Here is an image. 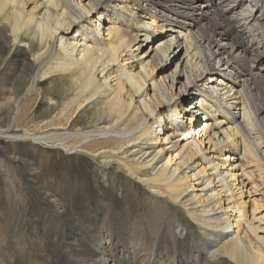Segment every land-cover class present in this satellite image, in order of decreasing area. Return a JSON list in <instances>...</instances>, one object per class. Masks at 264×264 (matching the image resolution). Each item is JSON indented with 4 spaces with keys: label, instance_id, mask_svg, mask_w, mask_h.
Instances as JSON below:
<instances>
[{
    "label": "bare ground",
    "instance_id": "6f19581e",
    "mask_svg": "<svg viewBox=\"0 0 264 264\" xmlns=\"http://www.w3.org/2000/svg\"><path fill=\"white\" fill-rule=\"evenodd\" d=\"M95 15L111 20L110 26L100 28L101 19L94 25ZM187 42L196 68L187 63L180 74L171 73L163 65L167 55ZM14 47L24 56L15 82L2 80L0 140L88 155L106 181L116 170L149 192H140L149 199L141 210L139 199L129 201L134 208L120 231L107 214L102 235L92 237L99 238L93 240L96 256L72 255L73 264H264V236L253 220L258 205L249 216L235 171L237 162L252 166L251 178L264 184V0H0V70ZM181 73L187 83L173 92ZM224 82L235 91L233 108L217 96ZM44 96L47 105L33 111ZM213 98L222 118L206 103ZM241 104L260 137L256 150L237 111ZM54 168L53 191L44 192L59 211L63 199L70 202L81 191L90 196L72 166L64 173ZM177 206L193 224L177 218ZM186 240L188 251L181 246Z\"/></svg>",
    "mask_w": 264,
    "mask_h": 264
},
{
    "label": "rangeland",
    "instance_id": "374dc122",
    "mask_svg": "<svg viewBox=\"0 0 264 264\" xmlns=\"http://www.w3.org/2000/svg\"><path fill=\"white\" fill-rule=\"evenodd\" d=\"M103 17L105 18V16ZM92 19L95 21L94 25L99 26V19H101L99 15L93 16ZM143 20L148 24L151 22L148 18ZM101 21L100 23L103 25L100 28L105 26L106 29L111 24V20L108 18L101 19ZM105 29L102 32L106 34ZM169 35H171L169 37L173 36L172 33ZM167 37L168 35L159 37L155 43V48H161V40ZM142 38L144 41L146 37L143 36ZM183 38H186L185 34H183ZM79 39L81 38L79 37ZM151 40H153V36H151ZM178 40L180 38H176L175 43ZM189 47L190 45L187 42L183 44L180 51L177 50V54L172 55V52L169 53L167 55L168 63L164 62L163 65L169 67L171 73L172 71H178V74L187 63L195 69L197 66L196 57H194V53ZM159 52L163 51L160 49ZM11 55L9 62L5 63L4 68L0 70V100L3 97L1 94L4 85L2 80L6 79V81L13 84L21 71L20 63L17 64V62L24 56L23 48L14 47ZM15 55H19L18 58H15ZM179 61L180 65L178 66ZM163 65H161L162 68ZM140 68L139 64L138 70ZM178 80L179 83H177ZM167 82L169 83L168 79ZM182 82L187 83V79L186 75L181 73V77L177 76L175 79L173 92L179 90ZM225 84L226 82L216 87V93L219 99L226 100L229 103L228 105L233 108L235 105L234 100L229 98L232 94L234 96L236 94H234L235 91H229V87L226 88ZM153 85L154 83L151 81L150 87L152 88ZM153 94L152 89L151 95ZM163 94H165V91H163ZM51 96L53 97V95ZM195 97V105H201L202 96L196 95ZM48 99L49 96H44L42 100L37 101L33 111L47 105ZM186 102H183L182 105H185ZM206 103H208L210 110L215 111L216 118L218 116L222 118V115H219L218 112V100L213 98L212 101ZM239 107H241L237 109L239 117L241 120H245V123L252 130L251 135L257 141V144L253 141L248 143L251 142L252 148L256 150L255 145L259 146L260 137L253 126L254 119L249 111L245 116L244 105L241 104ZM195 112L197 120L199 119L197 125L203 127L205 125L204 114H201L203 111L197 107ZM84 121L85 119L81 122ZM183 124L191 125L187 117H184ZM202 134H204V131L200 135ZM241 145L239 147L240 155H244L245 143L241 141ZM204 146H206V142ZM207 147L209 146L207 145ZM208 152L210 151L208 150ZM214 154L216 153L212 152L211 156ZM88 157V155H68L64 152L57 154L53 149L29 140L9 142L0 140V264H73L70 259L72 255L82 258V260H90L96 256L94 242L99 240V238H94L93 242L92 237L96 234L102 235L104 231L102 229L108 220L107 214H111L113 217L112 222L113 220L117 222L113 224L112 228L120 231L122 220L124 218L130 220L134 208L133 205L132 208L130 207L129 201L139 199L136 205L140 210L143 209L145 203L149 202V199L145 198L149 194L148 190L146 188L139 189L138 182L129 183L126 180V173L120 176L114 170L106 181V178H103L104 176L98 175L97 165ZM214 158L218 159L215 155ZM236 164H239L236 167L237 169L235 168L238 178L244 179V183L240 179H238V182L240 181V186L246 190L245 194L249 207L248 215L253 217L252 212L257 204L256 217L253 220H255V225L259 227V235L264 236V184L259 185L256 177L251 178L248 173L255 168L252 166L241 167L240 162ZM56 165L64 168L63 173L66 167L70 168L72 166L80 174L76 180L81 185H86L90 192L88 197L84 191H81L70 202L63 199L62 201L65 200V204L60 211L53 204L52 198L45 194L47 190L53 191V171ZM245 182L248 183L247 186H244ZM140 192H146V195ZM25 200L27 201L26 206L23 205ZM175 212L176 214L177 212L182 214L181 217L177 216V218L181 220L186 218L193 224L182 207L177 206ZM139 217L141 216L137 218ZM36 238L37 241L44 240L46 243L44 250L36 244ZM128 241L129 245L133 242L132 239H128ZM181 246L184 251H188L189 244L187 240ZM128 247L130 249L131 246ZM110 264L113 263L110 262Z\"/></svg>",
    "mask_w": 264,
    "mask_h": 264
}]
</instances>
